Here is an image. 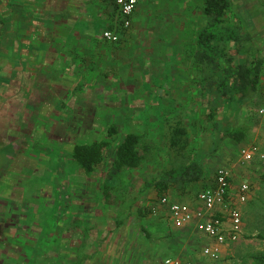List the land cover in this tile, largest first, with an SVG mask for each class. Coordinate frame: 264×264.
I'll use <instances>...</instances> for the list:
<instances>
[{"label":"rangeland","instance_id":"374dc122","mask_svg":"<svg viewBox=\"0 0 264 264\" xmlns=\"http://www.w3.org/2000/svg\"><path fill=\"white\" fill-rule=\"evenodd\" d=\"M254 1L257 0H242V4L248 8ZM180 3V0H141L131 26L133 31L138 28V34L131 37L130 29V33L117 44L105 42L100 35V46L96 38L91 41L85 39L84 42L82 39L79 42L71 40L65 46L64 34L44 35L41 24L40 29L38 28L41 34H26L25 27L32 24L30 31H34L36 26L32 23L31 14L21 13V6L9 7L7 3L3 11L0 3V14L5 21L0 37V138L4 132L6 136L13 138L9 141L0 139V204L9 210L10 194L12 199L14 195H19L22 200H26L28 194H24V187L27 189L28 184H31L35 188L39 183L41 188L43 185L48 189L52 186L49 195L54 200L48 207V213L42 218L44 228L40 241L34 234H30V238L25 240L16 236L14 240L6 237L0 241V255L5 253L9 260V263L4 261V264H55V251H59L61 255L67 254L69 262L83 260L84 264H157L170 256H180L190 260L191 264H210L201 255L202 247L208 239L193 228L174 226L165 209L153 211V204L161 196L152 187L144 188L146 180L170 159L164 151L163 132L160 130L170 99L177 98L178 93L193 96L194 98L180 99L189 102L184 106L196 118V127L206 124L205 104L198 99L203 70L195 66L179 67L180 61L165 60L164 52L156 50L162 49L160 42L167 40L168 36L162 33L177 26L179 15L174 8ZM192 3H185L180 11L186 10ZM42 5L47 6L49 3ZM77 6L80 7L78 12H81L80 0ZM89 6L92 10L89 19L96 17L101 29L105 27L107 20H113L115 13H109L114 11L113 7L110 6L108 11L109 5L103 8L104 5L93 1ZM234 9L237 7L234 6ZM237 11L240 19L244 11ZM103 12L109 14L105 16ZM252 17L257 21V29L262 30L260 36L256 37V47L264 53V17L261 18L256 13ZM43 19L46 18L42 17L39 21ZM47 22L53 24L51 19L45 21V25ZM157 26L167 28L159 29ZM139 27H153L154 37L145 39L146 32L142 34ZM158 30L163 32L160 34ZM150 31L148 30L149 33ZM51 44L55 48L65 46V50H60V59L74 60L79 56L81 60L78 66L87 75L85 80L90 82L94 79L98 82L95 86L89 84L84 94L81 88L77 89L76 96L65 104L62 96L55 97L53 92L55 87H67L69 83L66 80L59 79L55 86L50 84L52 87H49L42 79V84L37 83L39 78L34 79L35 74L42 70L35 62L42 65V52ZM147 46L151 52L146 50ZM51 55L47 54L49 58L53 57ZM76 68L78 67H75V71ZM168 74L171 76V88L174 89L169 99L162 98L157 92H149L148 87L151 85L154 86L153 89L160 88L159 82L165 76L168 78ZM191 79L196 84H190ZM100 81L105 85L116 84L120 91L110 89L109 92H103L101 87L96 86ZM190 85L197 90L189 92ZM262 87L264 88V73ZM58 94L65 93L60 91ZM26 95L29 103L24 105ZM256 103L246 102L240 108L233 107L235 114H230V122L235 125L250 123L246 144H257L264 152V118L257 115ZM18 119L26 131L32 130L30 137L22 135L20 128L7 126L8 122L13 124ZM113 124L118 127V134L115 135L117 141L129 131L146 132V139L151 140L154 153L148 154L146 162L138 168L115 176L110 168L113 153L111 148L98 171L84 175L71 161L72 145L107 138V130ZM21 135L24 137V147L21 146ZM199 142L201 141L197 139L195 145L198 146ZM115 143L113 141L112 146ZM240 146L241 143L236 144L227 137L223 138L217 151L206 159V179L191 186L177 184L170 189L169 194L175 200L193 201L197 192L210 186L218 168H229L232 173L233 197L242 182L250 184L251 193L245 202H236L242 214L243 227L240 236L225 245V264H264V259L259 258L264 255V159L255 157L246 165L240 164ZM36 164H40L41 170L44 168L46 176L41 174L42 171L36 170ZM16 184L21 187L16 189ZM107 185L111 192L109 202L105 195ZM14 200L18 202L20 199ZM46 201L50 205L51 198ZM137 205L143 208L142 217H138L135 211H130L131 206ZM0 217L6 218V215L0 214ZM73 218L74 227H69ZM76 222L81 224L78 229L75 228ZM32 229L36 232L37 226ZM79 229L85 233L82 239L79 238ZM66 230L72 232H67V235ZM61 232L68 238L63 244L60 237L57 241L53 238Z\"/></svg>","mask_w":264,"mask_h":264},{"label":"trees","instance_id":"16d2710c","mask_svg":"<svg viewBox=\"0 0 264 264\" xmlns=\"http://www.w3.org/2000/svg\"><path fill=\"white\" fill-rule=\"evenodd\" d=\"M201 3L207 22L198 34V48L193 55L198 69L204 72L198 99L205 104L206 124L195 126L198 124L196 118L184 106L189 102L179 98L170 99V105L165 108L166 116L160 125L163 148L170 159L144 183L145 189L152 187L160 196L170 195V189L177 184L191 186L205 180L208 174L206 159L217 151L223 138L227 137L236 144L245 142L250 123L235 125L230 122L231 116L227 113L230 108H240L246 102H257V106L264 96V53L256 47L257 36L245 27L243 20L234 17L239 9L236 0H201ZM4 23L0 14V37ZM106 29L113 27L108 25ZM101 42L99 40L98 46ZM100 85L110 90L113 84L105 85L102 82ZM116 134L118 127L113 124L107 130V138L75 144L72 149L75 167L91 174L105 162L108 152L113 148L110 168L112 174L118 176L138 168L146 162L148 154L154 153V146L151 140L146 139V132L129 131L120 141H117ZM197 139L201 141L198 146L195 145ZM113 141H116L114 146L111 144ZM108 188L107 185L105 195L109 202L111 192ZM131 207L130 211H135L138 217L143 216V208L138 205ZM259 258L264 259V255ZM63 264L84 263L79 260Z\"/></svg>","mask_w":264,"mask_h":264},{"label":"crops","instance_id":"0c3cea01","mask_svg":"<svg viewBox=\"0 0 264 264\" xmlns=\"http://www.w3.org/2000/svg\"><path fill=\"white\" fill-rule=\"evenodd\" d=\"M93 1V2H98L99 5H104L103 8L107 5H109V9L110 10V6L113 7L111 11H109V13L114 14V18L111 21H106V25L104 27V29H106V26H111L114 28H118L119 27V18H118V9L117 6L115 5L114 0H80V4L82 6V10L81 12H78L80 7L77 6L78 0H0L1 3V7L2 10L4 11L6 8V3L10 6H21V10L19 12H24L25 14H31V20L32 23H34L36 26L33 28L34 31H30L32 29V24H30L29 26L25 27L24 29L27 31L26 34H28L29 32H32L36 35L41 34L39 29H40V24L44 27H42L44 29V32L42 34H49V35H56V34H60L65 36V46L67 45V43L69 41H74V42H79L81 39L82 42L85 41V39H87L88 41L93 40L94 38L96 39H102L101 38V26H100V21H98L96 19V17L94 19H89V15L91 14L92 10L91 7L89 6V3ZM141 0H139L138 5L132 15V24L133 25V17L135 16V13L139 10V3ZM181 3L177 4L176 7L174 8V11H176V13H178L179 15V20H178V24L175 28H173L171 31H160V34L162 33V35L164 36H168L166 42H160V46L162 47V49L157 48L156 50L158 51H163L164 52V57L165 60L168 59V61H180L179 63V67H199L196 65V62L194 60V52L196 51V49L198 48V44H197V37L199 32L202 30V28L205 26L206 22H207V17L202 13L201 10V0H180ZM49 3V5L47 6H43L42 4L44 3ZM193 2L190 7H188L186 10L184 11H180L181 8H183V6L185 5V3H191ZM107 4V5H106ZM23 5L25 7H23ZM83 5H87V7L83 6ZM236 5L239 8V10H241L242 14V19H243V24H245V27L247 29H249L250 31H252V33L255 36H260V33L262 30L257 29V21L253 19L252 15L253 13H256V15H259V17L263 18L264 17V0H257L256 2L254 1V3L250 4V6H248V8L245 7V4H242V0L240 2H238L236 0ZM85 7V8H84ZM20 8V7H19ZM23 8L25 9L23 11ZM15 11V9H14ZM43 12V13H42ZM97 13V12H96ZM96 13H93L92 15L96 16ZM104 15L106 16L109 13H105L103 12ZM98 14V13H97ZM236 15V16H235ZM234 17L238 18V13L235 14ZM46 16V17H45ZM46 18L43 19L41 21H39L41 18ZM232 17H233V13H232ZM40 18V19H38ZM240 18V19H241ZM52 20L53 24L50 22L46 23L45 25V21L47 20ZM44 21V22H43ZM37 22H41V23H37ZM254 24V26H253ZM131 26L127 29H123L121 31V35L122 38L127 36V34L130 33V29ZM159 29H166L165 28H160L159 26H157ZM254 27V28H253ZM39 28V29H38ZM142 34L145 31L146 32V36L145 39L152 38L154 37L153 35V27L146 29V28H142L139 27ZM103 29V30H104ZM138 28H135V31H131L130 35L132 37V35H137L138 33L136 32ZM102 30V31H103ZM148 30H151L150 33L148 32ZM64 32V33H63ZM171 33V34H170ZM159 35V33H158ZM80 36V38H79ZM161 36V35H160ZM84 38V39H83ZM99 39V40H100ZM104 39V38H103ZM121 39V37H120ZM156 40V39H155ZM256 43H257V38H255ZM41 42V40H39ZM122 41V39H121ZM120 41V42H121ZM107 43H116V42H109V41H105ZM119 42V41H118ZM117 42V43H118ZM65 46L61 48H55L54 44H51L48 48H46L45 51L42 52V58H41V62L42 65L38 64V61L35 62V64L37 65V67H41L42 70L41 72L37 73V75L35 74L34 79L39 78V81L37 83L42 84L44 83L43 81H45L47 83V86L52 87L50 84H52L53 86H55L57 84V80L61 79V81H65L69 83V85L67 87H55V92L54 95L55 97L58 96H62L63 101H65L63 104L66 103V101H71V98L76 96V90L81 88V92L82 94H84V91H86V87H89V84H93V86H95V83H98L96 81H94V79H92V81L88 82L87 80H85V77H87V75H84L81 69V67H79V60L80 57L78 56L77 59H69V58H65V59H60L61 58V54L62 52L60 50H65ZM109 46V45H108ZM110 48V46H109ZM108 48V49H109ZM151 52V49L148 48L147 49ZM52 54L51 56L53 57H48L47 54ZM46 55V56H45ZM63 56V55H62ZM65 57V55H64ZM149 57V56H148ZM149 59H151L149 57ZM182 61V62H181ZM73 63V64H72ZM72 64V65H71ZM76 71H75V67ZM148 66L152 67L151 64H149ZM81 72V73H80ZM169 75V74H168ZM202 77V74H201ZM200 77V78H201ZM26 78L29 79V77L27 76ZM193 78V77H192ZM33 78H31L32 80ZM43 81H42V80ZM196 79V78H194ZM153 80V79H151ZM170 81V82H168ZM199 82H203L202 79ZM100 83H102V81L99 82V84H97L96 86L101 87V91L105 92H109L110 90L105 89V87H103L102 85H100ZM154 83V82H153ZM160 83V88L158 89H153L154 86H150L148 87L150 90L149 92H157L162 98H166L169 99V96L171 94V92H174V89L171 88V76L169 75V77L167 78L166 76L163 77L161 79ZM181 83V82H180ZM179 83V84H180ZM195 83L196 81L191 79L190 80V84ZM49 84V85H48ZM80 84V85H79ZM87 84V85H86ZM178 84V85H179ZM46 86V85H45ZM62 89V90H61ZM111 91H120V88L116 87V84H113L111 87ZM197 90V88H194L192 85L189 86V92L195 91ZM61 93H65L63 95H59L58 92ZM76 92V93H75ZM263 94H264V88L262 90ZM28 94H30L28 92ZM57 96V97H58ZM27 95H26V99L24 101V105H27L28 99H27ZM30 98V96H29ZM61 97H59L60 100ZM177 98H194L193 96H183L180 93H178V97ZM32 100V98H31ZM44 100V99H43ZM181 100V99H180ZM259 100V99H258ZM261 100V98H260ZM62 101V102H63ZM43 102V101H41ZM48 103H46L45 107L47 108ZM44 105V104H43ZM43 107V106H42ZM233 109H229L228 111V115H230L232 113ZM17 122L20 124V128H23L21 120L18 119ZM32 132V130L30 131ZM247 141L243 142L246 143ZM254 143V142H253ZM242 145V143H241ZM75 205V204H74ZM154 205V204H153ZM164 209V208H163ZM74 218L69 222V227H74ZM67 223V222H66ZM81 224L79 223H75V228H80ZM67 232H72V231H68ZM79 238L82 239L85 235L84 231L79 229ZM82 242H84L83 240H81ZM67 253V252H65ZM67 255V254H66ZM61 256V254L58 257V261L59 262H64V263H74V262H69V260L67 259V256ZM79 261V260H78ZM83 261V260H80ZM77 262V261H76Z\"/></svg>","mask_w":264,"mask_h":264},{"label":"built area","instance_id":"2783aa9c","mask_svg":"<svg viewBox=\"0 0 264 264\" xmlns=\"http://www.w3.org/2000/svg\"><path fill=\"white\" fill-rule=\"evenodd\" d=\"M118 9L119 27L127 29L132 24V15L139 0H114ZM105 29L102 37L109 42H118L121 29ZM259 117L264 118V96L255 108ZM255 157L264 159L257 144L243 145L239 149V163L246 165ZM232 173L229 168H218L210 186L203 188L193 201L172 199L166 194L152 207L153 211L164 208L174 224L179 228L190 227L208 239L202 247L201 255L212 264H225V245L235 241L241 234L243 218L236 202H245L251 193V186L242 182L235 197L232 194ZM157 264H191L180 256H170Z\"/></svg>","mask_w":264,"mask_h":264},{"label":"flooded vegetation","instance_id":"af4514ba","mask_svg":"<svg viewBox=\"0 0 264 264\" xmlns=\"http://www.w3.org/2000/svg\"><path fill=\"white\" fill-rule=\"evenodd\" d=\"M7 126H14V129L16 128H20V124L17 122V120L11 124V123H7ZM23 126V124H22ZM21 131L19 130V132L23 134H27L28 137H30V130L26 131V129L24 128H20ZM2 137L0 139L2 140H7L9 141L10 138L13 139L12 137H8L5 135L4 133H1ZM21 135L22 137V147L25 146L24 144V137ZM6 138V139H4ZM84 143V142H83ZM87 143V142H85ZM75 144L78 143H74L71 147V161H73L72 158V149L74 147ZM39 162H42L41 160H39ZM36 170L42 171V175L46 176V172L43 168V170H41V166L40 164H36ZM98 168L92 172L91 174H94L95 172L98 171ZM78 169L81 173H83L84 175H91V174H87L84 173L82 169L76 168ZM40 174V173H39ZM114 174V173H113ZM115 175V174H114ZM23 178H25L24 175H22ZM18 187H21V185L18 186V184H16V189ZM49 187H45V185H43V187L41 188L40 183L33 188L31 186V184H28V188L26 189V187H24V194L27 193L28 195L26 196V200H22L19 195H14V198L17 200L20 199L18 202L16 200H14V198H11L10 194L8 197L10 199V201L8 203H11V207L9 210H7L5 206H3V204H0L1 208H0V214L1 215H6V218H2L0 217V241L3 240V238H8V239H12L14 240L16 238V236L19 239L25 240V239H29V235L30 234H34L35 238H38V241H40V236L42 234V229L44 228L43 223H42V218L46 216V213H48V207H50L54 200L52 199V197H50V191H52V186L50 189H48ZM19 189V188H18ZM6 190V189H5ZM25 196V195H24ZM51 198V203L50 205H48L47 203V199ZM32 199V200H31ZM9 206V204H8ZM32 206V207H31ZM17 211V212H15ZM51 217H52V212H51ZM23 223H20V222ZM56 223V222H55ZM37 226L36 232L34 229H32V227ZM50 227V225H49ZM65 233L67 234V230L65 231ZM68 235V234H67ZM62 241L61 243L63 244L64 241H67L68 238L65 234H58V236L55 238L53 236L54 239ZM54 240H52V242H56ZM1 246V245H0ZM59 251H55L54 257L56 260L55 264L61 263L63 264L64 262H59L58 261V257L59 256ZM64 255V254H63ZM61 255V256H63ZM4 261L9 263L8 258H6V254L3 253L2 255H0V264H4Z\"/></svg>","mask_w":264,"mask_h":264}]
</instances>
